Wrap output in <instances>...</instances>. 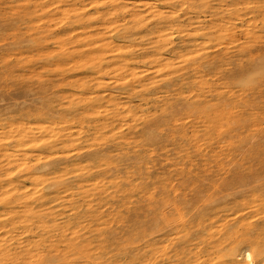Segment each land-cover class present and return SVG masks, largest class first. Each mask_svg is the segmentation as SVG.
<instances>
[{"label":"rangeland","instance_id":"1","mask_svg":"<svg viewBox=\"0 0 264 264\" xmlns=\"http://www.w3.org/2000/svg\"><path fill=\"white\" fill-rule=\"evenodd\" d=\"M61 251L264 264V0H0V264Z\"/></svg>","mask_w":264,"mask_h":264},{"label":"bare ground","instance_id":"2","mask_svg":"<svg viewBox=\"0 0 264 264\" xmlns=\"http://www.w3.org/2000/svg\"><path fill=\"white\" fill-rule=\"evenodd\" d=\"M28 168V167H27ZM32 172V171H31ZM33 173H31V176H29L30 178H32V175ZM36 177V176H35ZM35 179H37L38 180V182H39V180L40 179H38V178H35ZM28 196L31 198V199H34V197L33 196H30L29 194H28ZM31 212H34V213H36L35 211H33V209L31 210ZM68 246V245H67ZM256 246V245H255ZM255 246H254V248H255ZM257 252V253H256ZM255 253L257 254V256H259V255H261V253H260V251H256ZM64 253H62V251H61V253L59 254V255H53V256H51L50 258H48L47 259V261H45V262H39V264H64L65 262H66V257H65V255H63ZM83 254V253H82ZM256 256V255H255ZM246 258L251 262V264H254V251H247L246 252ZM257 258V257H256ZM262 259V258H261ZM25 263H27V262H25Z\"/></svg>","mask_w":264,"mask_h":264}]
</instances>
